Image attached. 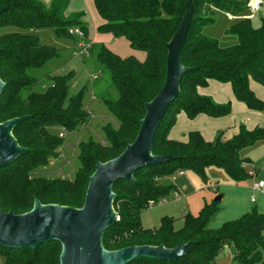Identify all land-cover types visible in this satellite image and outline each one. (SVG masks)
Segmentation results:
<instances>
[{
	"label": "trees",
	"instance_id": "obj_1",
	"mask_svg": "<svg viewBox=\"0 0 264 264\" xmlns=\"http://www.w3.org/2000/svg\"><path fill=\"white\" fill-rule=\"evenodd\" d=\"M189 1L193 14L181 58L184 66L194 69L182 77L181 94L163 117L152 148L155 155L174 158L139 169L133 180L121 179L115 183L114 208L120 219L104 232L103 245L108 250H117L132 245L163 244L173 248L192 242L190 249L177 259L142 257L127 264H215L226 245L231 247L234 264H264V214L257 209L216 229L208 226L219 209L215 201L206 203L197 215L186 213L180 229H175L173 217H164L156 229L145 228L141 222V212L147 203L157 202L174 188L159 181L166 175L191 169L205 177V168L217 165L225 168L237 183L250 177L246 168L249 160L240 152L264 139L263 128L249 130L242 125L230 140L222 139L220 133L215 140L208 141L198 131L189 132L187 141L169 137L181 112L193 119L201 113L218 117L231 111L230 102L221 104L198 92V87L206 86L209 79L230 82L238 100L251 109L264 111V100L250 86L251 78L264 84V17L258 27L253 25L247 16L250 0H95L104 18L99 30L126 35L131 46L146 51L147 57L140 61L134 56L120 57L104 45L97 47L99 63L110 70L120 92L117 100H106L119 124L117 127L106 125L105 144L94 139L81 141V165L74 179H50L32 170L59 155L64 136L52 132L50 127L60 126L73 132L90 121L91 114L84 107L82 94L66 104L71 75L51 76L52 84L45 92L33 89L38 80L31 71L43 67L59 50L41 43L37 35L22 31L48 27L60 37H74L70 30L77 27L87 36L85 13L66 14L71 0H50L49 3L0 0V6L6 7L0 12V32L10 26L21 30L0 33V76L6 82L0 100V122L28 115L13 131L19 144L28 151L0 168V208L4 212H27L33 208L35 197L44 204L84 205L97 161L117 157L134 141L140 120L146 114V103L163 87L167 43L190 10ZM216 10L239 19L226 30L237 37V43L223 47L217 39L204 33V28L216 20ZM61 251L62 245L57 240L45 242L37 249L0 245L6 264H60Z\"/></svg>",
	"mask_w": 264,
	"mask_h": 264
},
{
	"label": "rangeland",
	"instance_id": "obj_2",
	"mask_svg": "<svg viewBox=\"0 0 264 264\" xmlns=\"http://www.w3.org/2000/svg\"><path fill=\"white\" fill-rule=\"evenodd\" d=\"M73 4L78 9H83L73 13H85L84 21L88 24L87 36L80 37L74 34V37H60L52 28L48 27L22 31L37 35L41 43L54 46L59 50V54L50 59L43 67L31 71L38 80L33 89L37 92H45L52 84L51 76L71 75L72 80L66 104L72 97L82 94L84 107L91 114V120L79 125L75 131H64V143L58 149L59 155L51 157L48 164L32 170L34 174L50 179L56 177L74 179L81 165L79 158L81 141L94 139L105 144L107 142L104 131L106 125L110 123L117 127L119 124L106 100H117L120 92L112 80L110 70L99 63L97 47L104 45L120 57L134 56L140 61H144L147 57L146 51L131 46L126 35L116 36L111 31L99 30L104 23V18L99 13L95 0H75ZM247 16L251 18L253 25L258 27L261 24V18L264 17V0L256 14L250 9ZM215 19L214 23L204 28V33L217 39L223 47L237 43V37L228 34L226 30L239 19L220 10L215 11ZM15 30L21 32L13 26L4 28L3 32ZM3 32L0 33L3 34ZM83 47L89 52L81 53ZM251 84L255 88H252L255 95L264 100V84L253 80V78H251ZM238 101L242 102V107L234 108L231 101L226 102L231 103V111L228 114L218 117L208 115L214 120H224L214 127L215 131L211 136L207 133L208 130H204L206 133L199 130L195 131L200 132L206 140L213 141L220 133L223 134L222 139L224 140L234 138L242 125L247 129L251 128L250 124L254 125V128L264 129V111L251 109L243 101ZM50 130L54 133H60L63 127L52 126ZM248 150L252 149L245 148V151H241V155ZM257 167L261 166L258 165ZM247 170L249 171L248 168ZM252 178L248 177L241 183H237L225 168L217 165L207 166L205 177L191 169L166 175L159 181L164 185H173L174 188L167 196L160 197L157 202L149 201L147 203V207L141 212V222L145 228L156 229L160 227L164 217H173L175 218V229H180L184 225L183 216L186 213L190 212L197 215L206 203H213L220 194L223 197L220 202H217L218 211L209 221L208 226L210 228H220L225 222L237 219L253 209L264 214V188L257 189L253 186L252 189ZM175 191H178L179 197H175ZM253 197L255 202H251ZM165 198L167 200H164ZM5 261V256L0 253V264H6ZM231 261L232 250L229 245H226L223 248V253L216 258L215 264L218 262L231 264Z\"/></svg>",
	"mask_w": 264,
	"mask_h": 264
},
{
	"label": "water",
	"instance_id": "obj_3",
	"mask_svg": "<svg viewBox=\"0 0 264 264\" xmlns=\"http://www.w3.org/2000/svg\"><path fill=\"white\" fill-rule=\"evenodd\" d=\"M187 7L190 10L167 43L165 83L159 93L146 103V114L140 120L137 137L117 157L106 162L97 161V168L90 176L84 205L44 204L35 197L33 208L24 213L4 212L0 208V245L12 249H37L45 242L57 240L62 245L60 264H127L142 257L174 260L190 249L192 242L173 248L163 244L132 245L117 250H108L103 245L104 232L118 221L114 208L117 197L115 183L121 179L133 180L139 169L174 158L172 155H155L152 148L163 117L181 94L182 77L194 69L184 66L181 58L193 14L191 1ZM5 8L0 6V12ZM5 86L6 82L0 76V100ZM26 118L28 115L0 122V168L28 151L13 133ZM222 197V194L218 195L215 202H220Z\"/></svg>",
	"mask_w": 264,
	"mask_h": 264
},
{
	"label": "crops",
	"instance_id": "obj_4",
	"mask_svg": "<svg viewBox=\"0 0 264 264\" xmlns=\"http://www.w3.org/2000/svg\"><path fill=\"white\" fill-rule=\"evenodd\" d=\"M43 1H45L46 3L50 2V0H43ZM74 2L75 0L74 1L71 0L66 14H71L75 11L83 10V9H78L76 6H73ZM250 86L251 88H254L251 84V79H250ZM198 92L202 95L212 96L219 103H226L228 101H231L234 108L242 107V102H239L238 99L236 98L232 84L230 82H221L216 79H209L207 86L198 87ZM223 121H224L223 119L214 120L204 113H201L195 118L191 119L188 117V115L185 112H181L177 116V121L175 125L170 130L169 137L171 139H179L181 141H187L189 132L195 130H199L203 133H206L204 132V130H208L207 133L209 134V136H211L215 131L214 127L217 126L219 123H222ZM250 126H251V128H249L250 130L254 129L253 127L254 125L250 124ZM245 148L252 149V150H248L245 154H242L241 156L249 160L246 164V168H248L249 173L252 174L250 177H253L251 179L253 180V184H252V189H253L255 183L261 180L264 181V139L257 141L255 144L251 146H248V148L247 147ZM245 148H243L242 150L245 151ZM258 165H260L261 167H257ZM255 201L251 200V202H255ZM218 264L220 263L218 262ZM231 264H234L233 253H232Z\"/></svg>",
	"mask_w": 264,
	"mask_h": 264
},
{
	"label": "built area",
	"instance_id": "obj_5",
	"mask_svg": "<svg viewBox=\"0 0 264 264\" xmlns=\"http://www.w3.org/2000/svg\"><path fill=\"white\" fill-rule=\"evenodd\" d=\"M262 3H263V0H250V6H251V10L253 11V13L256 14L260 10ZM70 33L78 35L80 37L84 36V32L80 28H77V27L71 29ZM80 46H83V45H80ZM80 52L85 54L86 52L88 53L89 50L83 47ZM64 131H66V130L63 127V130L60 132V136H62V137L65 136ZM254 186L257 189H263L264 188V181L263 180L258 181L257 183H255ZM174 195H175V197L179 196L177 191L174 192ZM164 200H167V198H165ZM252 201H255V198H252ZM117 219L118 220L120 219V216L118 214H117Z\"/></svg>",
	"mask_w": 264,
	"mask_h": 264
}]
</instances>
